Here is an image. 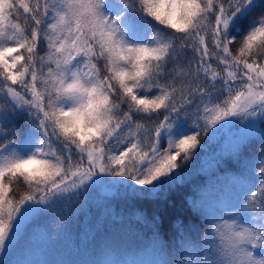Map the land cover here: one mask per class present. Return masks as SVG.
Returning a JSON list of instances; mask_svg holds the SVG:
<instances>
[{
    "label": "snow or ice",
    "instance_id": "obj_1",
    "mask_svg": "<svg viewBox=\"0 0 264 264\" xmlns=\"http://www.w3.org/2000/svg\"><path fill=\"white\" fill-rule=\"evenodd\" d=\"M217 140L234 174L198 184ZM180 186L168 238L141 212L139 258L92 264H264V0H0V264L54 246L73 201Z\"/></svg>",
    "mask_w": 264,
    "mask_h": 264
},
{
    "label": "trees",
    "instance_id": "obj_2",
    "mask_svg": "<svg viewBox=\"0 0 264 264\" xmlns=\"http://www.w3.org/2000/svg\"><path fill=\"white\" fill-rule=\"evenodd\" d=\"M216 145L217 142H210L207 151L200 154L199 170L192 177L198 184L209 185L234 174V167L227 163L215 164L210 170L204 167L206 158ZM260 148L257 138L249 146V155L258 156ZM184 188L180 186L181 190L169 193L167 202H160L159 207L153 203L134 204L104 191L93 193L87 201L81 198L80 204L73 201L62 213H54L43 222L44 227L57 237L54 246L41 245L18 258L24 264H92L102 258L106 242L117 250L121 258H139L148 230L137 220V216L141 212L145 216L161 213L165 238H168L172 220L186 212Z\"/></svg>",
    "mask_w": 264,
    "mask_h": 264
},
{
    "label": "rangeland",
    "instance_id": "obj_3",
    "mask_svg": "<svg viewBox=\"0 0 264 264\" xmlns=\"http://www.w3.org/2000/svg\"><path fill=\"white\" fill-rule=\"evenodd\" d=\"M217 142V145H216V148L215 150H213L209 157L206 158V161H205V165L204 167L208 170H210L215 164H217V159L221 157V154L225 153L227 151V141L226 140H217L215 141ZM227 156H223V159H225ZM201 170V168H200Z\"/></svg>",
    "mask_w": 264,
    "mask_h": 264
}]
</instances>
